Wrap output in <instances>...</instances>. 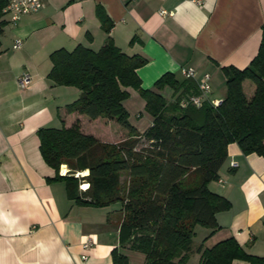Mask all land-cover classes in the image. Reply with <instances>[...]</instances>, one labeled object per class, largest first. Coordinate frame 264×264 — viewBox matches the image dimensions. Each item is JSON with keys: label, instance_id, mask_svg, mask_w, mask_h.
Returning a JSON list of instances; mask_svg holds the SVG:
<instances>
[{"label": "crops", "instance_id": "1", "mask_svg": "<svg viewBox=\"0 0 264 264\" xmlns=\"http://www.w3.org/2000/svg\"><path fill=\"white\" fill-rule=\"evenodd\" d=\"M42 2L41 9L21 15L14 24L5 16L8 23L0 33V264H113V249L129 264H143L142 252L119 242L120 203L78 205L68 199L63 181L47 180L55 171L40 154L38 128L70 127L78 121L82 133L103 142L115 143L122 134L115 120L105 125L100 117L66 111L80 92L47 77L50 55L77 45L97 51L110 38L122 52L145 59L136 70L141 87L163 95L169 104L195 90L174 92L168 85L158 90L153 84L170 72L178 82L196 86L193 79L182 76V67L193 69L196 81L208 73L210 96L223 98L221 67L242 69L257 53L264 0H202L201 5L191 0ZM99 8L111 23L108 32L103 30ZM161 10L172 14L161 15ZM16 39L21 46L14 49ZM23 72L31 81L20 89L16 77ZM242 88L247 98L253 95L251 81L244 80ZM127 91L123 106L128 121L142 134L153 117L138 92L130 87ZM217 175L208 189L229 206L215 213V227H195L187 264H200L199 247L211 248L229 238L245 254L264 259V158L244 154L236 143H229ZM231 264L252 263L235 258Z\"/></svg>", "mask_w": 264, "mask_h": 264}, {"label": "trees", "instance_id": "2", "mask_svg": "<svg viewBox=\"0 0 264 264\" xmlns=\"http://www.w3.org/2000/svg\"><path fill=\"white\" fill-rule=\"evenodd\" d=\"M4 5L5 0H0V33L8 23ZM97 14L108 32V17L100 8ZM50 60L47 77L80 91L78 98L66 105L67 112L89 119L100 117L105 125L115 120L137 135L123 106L130 87L144 99V109L153 121L142 134L117 143L82 133L78 121L70 127L38 128L40 154L55 171L47 180L63 181L68 199L78 205L120 203L119 242L142 252L143 264H187L195 227H215V213L229 206L225 198L208 189L209 182L218 178L227 145L234 142L244 154L264 158V26L257 53L247 66L221 67L225 92L218 107L203 103L181 108L180 96L169 104L163 95L142 88L136 70L145 59L122 52L110 38L97 51L82 45L70 51L61 48L51 53ZM244 80L254 85L250 98L243 91ZM153 85L158 90L168 85L174 92L193 87L197 92L192 82L182 84L170 72ZM140 137L147 144L136 148ZM64 164L69 171L60 175ZM85 169L87 175L81 179H86L88 187L81 191L74 173ZM122 173L128 175L127 186L120 181ZM198 252L200 264H231L235 258L264 263L263 258L245 254L232 238L211 248L199 247ZM111 257L113 264H129L116 249Z\"/></svg>", "mask_w": 264, "mask_h": 264}, {"label": "built area", "instance_id": "3", "mask_svg": "<svg viewBox=\"0 0 264 264\" xmlns=\"http://www.w3.org/2000/svg\"><path fill=\"white\" fill-rule=\"evenodd\" d=\"M197 5L202 4V0H191ZM43 7L42 0H5V5L2 11L5 13V16H8V21L14 24L17 19L27 13L36 12ZM161 15H171V11H160ZM21 46V40L16 39L12 45L14 49H17ZM180 73L186 78L193 79L196 83L197 92L192 94H187L180 96L178 100V105L181 108H186L188 106L200 107L203 103H208L212 107H218L221 105L223 98H215L210 96L211 85H210V75L206 72L201 74L200 80L196 81V72L191 68H181ZM31 81V76L27 72H23L16 77V84L20 89L26 88ZM233 166H236V163H232ZM62 166V165H61ZM60 175H64L59 168ZM85 190V189H84ZM85 245H88L86 243Z\"/></svg>", "mask_w": 264, "mask_h": 264}, {"label": "rangeland", "instance_id": "4", "mask_svg": "<svg viewBox=\"0 0 264 264\" xmlns=\"http://www.w3.org/2000/svg\"><path fill=\"white\" fill-rule=\"evenodd\" d=\"M247 81H249L250 82V80H247ZM74 87V86H73ZM248 88L246 87L244 90H247ZM80 92V91H79ZM69 97V96H68ZM77 98V97H76ZM134 119V118H133ZM131 120H132V117H131ZM118 127H119V124H118ZM121 130H122V134L121 135H119V137H120V140L119 141H116L115 143H117V142H120V141H123L124 139H127V138H135V137H137L138 136V134L137 135H131L130 133L129 134H127L126 132H125V128H123V127H121ZM96 138V137H95ZM97 139V138H96ZM99 140V139H98ZM100 141V140H99ZM147 144V142L144 140V138H142V137H140L139 138V143H138V145L136 146V148H139V147H141V146H145ZM62 167H66V169H67V171L65 172V173H67L68 171H69V168L64 164V165H62ZM60 168H61V165H60ZM64 170V169H63ZM74 175L79 179V181H80V183H79V189L81 190V191H83L84 189H86V188H83V184H87V186H88V182L86 181V179H81V177H83V176H85V175H83L81 172H75L74 173ZM120 181L124 184V186H127V184H128V181H129V179H128V175H127V173H122L121 175H120Z\"/></svg>", "mask_w": 264, "mask_h": 264}, {"label": "bare ground", "instance_id": "5", "mask_svg": "<svg viewBox=\"0 0 264 264\" xmlns=\"http://www.w3.org/2000/svg\"><path fill=\"white\" fill-rule=\"evenodd\" d=\"M61 169H62V166H61ZM64 172H66V170H63V173H64ZM81 173H82L83 175H87V171H86V170H82ZM87 187H88V186H87ZM87 187H86V188H87Z\"/></svg>", "mask_w": 264, "mask_h": 264}]
</instances>
